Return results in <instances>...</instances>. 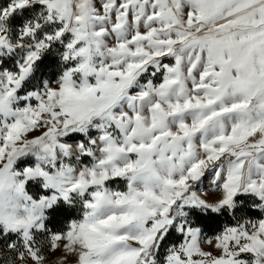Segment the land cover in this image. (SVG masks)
I'll list each match as a JSON object with an SVG mask.
<instances>
[{
    "label": "snow or ice",
    "instance_id": "obj_1",
    "mask_svg": "<svg viewBox=\"0 0 264 264\" xmlns=\"http://www.w3.org/2000/svg\"><path fill=\"white\" fill-rule=\"evenodd\" d=\"M0 264H264V0H0Z\"/></svg>",
    "mask_w": 264,
    "mask_h": 264
}]
</instances>
